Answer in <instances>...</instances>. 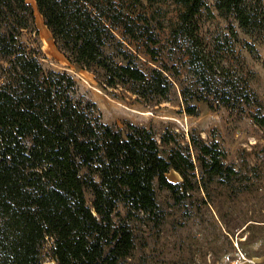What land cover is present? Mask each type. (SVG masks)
<instances>
[{
	"label": "trees",
	"instance_id": "16d2710c",
	"mask_svg": "<svg viewBox=\"0 0 264 264\" xmlns=\"http://www.w3.org/2000/svg\"><path fill=\"white\" fill-rule=\"evenodd\" d=\"M33 1L68 60L99 70L106 86H126L143 99L166 97L172 87L167 66L138 64L137 45L141 42L155 61L150 44L158 42L147 21L140 23L139 0ZM176 3L181 36L189 45L187 63L198 86L210 93L213 67L203 65L194 52L199 43L195 16L203 1ZM259 3L214 0L213 7L250 33L264 26ZM29 30L32 11L25 0H0V264H43L40 250L46 240L55 264H121L134 240L128 223L115 220L118 206L127 218L154 215V183L180 201L192 189L185 183L195 169L223 182L236 174L224 165L216 144L198 136H188L191 158L188 147L169 132L155 138L144 126L103 123L94 102L74 95L69 74L43 70L36 51L22 38ZM227 89L219 96L223 105H230ZM192 93L196 100H207ZM181 94L185 98L184 90ZM185 112L193 114V106ZM254 119L264 125V116ZM170 169L181 177L179 183L166 180Z\"/></svg>",
	"mask_w": 264,
	"mask_h": 264
},
{
	"label": "rangeland",
	"instance_id": "374dc122",
	"mask_svg": "<svg viewBox=\"0 0 264 264\" xmlns=\"http://www.w3.org/2000/svg\"><path fill=\"white\" fill-rule=\"evenodd\" d=\"M202 1L195 16L199 43L191 50L203 65L213 67V80L208 82L212 91L198 86L193 66L187 63L189 45L181 36V7L176 0H139L140 23L147 21L158 42L150 44L155 61L144 53L141 42L137 45L138 64H165L172 85L164 98L143 99L126 86H106L99 70L68 60L55 46L34 1L25 0L32 11L33 30L23 32V40L34 48L43 70L71 76L74 95L94 102L103 123L117 128L124 122L144 126L155 138L169 132L188 147L191 158L188 136H198L207 144L215 143L223 152L224 165L236 172L223 182L195 169L185 183L192 189L180 201L154 183V215L127 218L118 206L115 220L128 223L134 240L129 257L121 264H248V260L264 259V125L254 119L264 116V26L245 33L232 15L215 10L214 0ZM257 12L264 20V0L257 4ZM227 88L230 105H223L219 96ZM194 91L207 100H196ZM186 106H193V114L185 112ZM165 178L172 184L181 181L173 169ZM84 198L89 205V191ZM49 247L50 240H46L40 250L43 264H55Z\"/></svg>",
	"mask_w": 264,
	"mask_h": 264
},
{
	"label": "built area",
	"instance_id": "2783aa9c",
	"mask_svg": "<svg viewBox=\"0 0 264 264\" xmlns=\"http://www.w3.org/2000/svg\"><path fill=\"white\" fill-rule=\"evenodd\" d=\"M248 264H264V259L261 260H248Z\"/></svg>",
	"mask_w": 264,
	"mask_h": 264
},
{
	"label": "bare ground",
	"instance_id": "6f19581e",
	"mask_svg": "<svg viewBox=\"0 0 264 264\" xmlns=\"http://www.w3.org/2000/svg\"><path fill=\"white\" fill-rule=\"evenodd\" d=\"M40 19V18H39Z\"/></svg>",
	"mask_w": 264,
	"mask_h": 264
}]
</instances>
